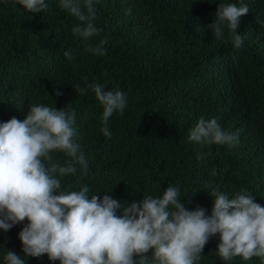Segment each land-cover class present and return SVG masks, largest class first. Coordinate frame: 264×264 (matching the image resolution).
I'll use <instances>...</instances> for the list:
<instances>
[{
    "label": "trees",
    "instance_id": "1",
    "mask_svg": "<svg viewBox=\"0 0 264 264\" xmlns=\"http://www.w3.org/2000/svg\"><path fill=\"white\" fill-rule=\"evenodd\" d=\"M46 3L32 14L17 0H0V122L24 119L33 104L59 110L71 103L88 168L57 177L62 188L87 185L89 197L108 194L126 206L171 185L188 210L211 215L210 183L230 199L244 190L264 206V0H94L100 33L88 41L73 35L79 22L59 0ZM229 3L249 8L239 18V49L227 28L220 39L208 28L218 4ZM105 38V55L85 51ZM90 83L126 93L123 113L109 118L110 137L100 130L103 108L94 93L78 90ZM213 117L239 134L236 146L188 139L200 118ZM51 155L53 163L68 159ZM26 224L0 229V264L8 250L25 264H60L46 254L24 256L18 233ZM218 243L219 234L210 237L198 264H264L256 257L223 261Z\"/></svg>",
    "mask_w": 264,
    "mask_h": 264
},
{
    "label": "clouds",
    "instance_id": "2",
    "mask_svg": "<svg viewBox=\"0 0 264 264\" xmlns=\"http://www.w3.org/2000/svg\"><path fill=\"white\" fill-rule=\"evenodd\" d=\"M17 3L32 14L49 8L46 0ZM59 6L79 22L72 28L73 35L85 41L99 36L94 0H59ZM248 12L247 5L218 4L216 20L208 28L217 39L227 28L233 47L239 49L243 44L238 34L239 18ZM106 43V38L101 39L95 46L88 44L85 51L103 56ZM64 55L73 59L70 52ZM88 89L103 108L100 130L110 137L109 118L114 112L123 113L126 93L106 91L96 83L78 90L83 95ZM75 121L69 103L59 110L33 104L24 119L12 117L0 122V229L8 232L27 220L18 233L24 256L46 254L50 261L60 264H148L149 260L151 264H198L210 237L219 234L216 253L223 261L235 257L264 261V206L244 190L230 199L206 184L205 190L214 197L211 215H206L207 210L199 206L188 210L181 202L180 189L171 185L161 196L147 195L126 206L108 194L89 197L87 185L78 191L62 188L57 177L74 175L77 165L84 171L88 168L76 139ZM188 139L232 148L239 143V134L225 131L214 117L200 118L189 129ZM54 152L68 159L63 164L53 163ZM5 261L25 264L11 250Z\"/></svg>",
    "mask_w": 264,
    "mask_h": 264
}]
</instances>
